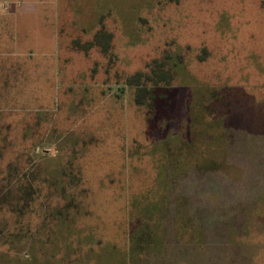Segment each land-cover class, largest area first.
<instances>
[{
	"label": "rangeland",
	"instance_id": "obj_1",
	"mask_svg": "<svg viewBox=\"0 0 264 264\" xmlns=\"http://www.w3.org/2000/svg\"><path fill=\"white\" fill-rule=\"evenodd\" d=\"M56 1L0 97V264H264V0Z\"/></svg>",
	"mask_w": 264,
	"mask_h": 264
},
{
	"label": "crops",
	"instance_id": "obj_2",
	"mask_svg": "<svg viewBox=\"0 0 264 264\" xmlns=\"http://www.w3.org/2000/svg\"><path fill=\"white\" fill-rule=\"evenodd\" d=\"M57 10L54 0H0V90L5 91L0 97L16 89L25 44L31 43L33 49L48 48V55L56 49L59 38ZM37 17L46 19L37 21ZM46 61L55 62L54 59Z\"/></svg>",
	"mask_w": 264,
	"mask_h": 264
}]
</instances>
